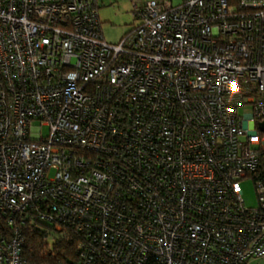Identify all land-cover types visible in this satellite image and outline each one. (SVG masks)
Wrapping results in <instances>:
<instances>
[{
  "label": "built area",
  "instance_id": "2783aa9c",
  "mask_svg": "<svg viewBox=\"0 0 264 264\" xmlns=\"http://www.w3.org/2000/svg\"><path fill=\"white\" fill-rule=\"evenodd\" d=\"M98 8L0 0V264H262L264 0Z\"/></svg>",
  "mask_w": 264,
  "mask_h": 264
},
{
  "label": "rangeland",
  "instance_id": "374dc122",
  "mask_svg": "<svg viewBox=\"0 0 264 264\" xmlns=\"http://www.w3.org/2000/svg\"><path fill=\"white\" fill-rule=\"evenodd\" d=\"M181 0H173L177 5ZM98 15L101 22V33L106 42L116 43L125 33L130 31L136 21L132 15V4H122L120 0H97ZM246 109L239 108L238 114L242 115ZM33 127H40L39 122H35ZM42 135H47V128L42 127ZM242 198L246 206L254 208L257 206L256 192L251 180H242L240 183ZM54 237L48 238V250L53 249ZM264 264L263 261H261Z\"/></svg>",
  "mask_w": 264,
  "mask_h": 264
},
{
  "label": "trees",
  "instance_id": "16d2710c",
  "mask_svg": "<svg viewBox=\"0 0 264 264\" xmlns=\"http://www.w3.org/2000/svg\"><path fill=\"white\" fill-rule=\"evenodd\" d=\"M40 250H41L40 248L34 250V252L32 253V260H35L38 263L47 262L43 255L39 257ZM55 252L57 253V255H59L60 254L59 248Z\"/></svg>",
  "mask_w": 264,
  "mask_h": 264
},
{
  "label": "crops",
  "instance_id": "0c3cea01",
  "mask_svg": "<svg viewBox=\"0 0 264 264\" xmlns=\"http://www.w3.org/2000/svg\"><path fill=\"white\" fill-rule=\"evenodd\" d=\"M97 1V0H96ZM122 4H128L130 2V4L133 5V3H136V4H142V3H145L147 1H168V0H120ZM172 2L173 4V0H169ZM98 3V2H97ZM132 10V9H131ZM129 32V31H128ZM126 34V33H125ZM124 34V35H125Z\"/></svg>",
  "mask_w": 264,
  "mask_h": 264
},
{
  "label": "water",
  "instance_id": "95a60500",
  "mask_svg": "<svg viewBox=\"0 0 264 264\" xmlns=\"http://www.w3.org/2000/svg\"><path fill=\"white\" fill-rule=\"evenodd\" d=\"M261 130L264 131V124L261 125Z\"/></svg>",
  "mask_w": 264,
  "mask_h": 264
}]
</instances>
